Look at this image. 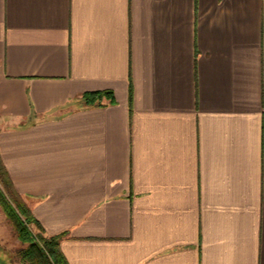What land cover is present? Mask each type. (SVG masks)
<instances>
[{
    "label": "crops",
    "instance_id": "1",
    "mask_svg": "<svg viewBox=\"0 0 264 264\" xmlns=\"http://www.w3.org/2000/svg\"><path fill=\"white\" fill-rule=\"evenodd\" d=\"M0 158L68 264H264V0H0Z\"/></svg>",
    "mask_w": 264,
    "mask_h": 264
},
{
    "label": "trees",
    "instance_id": "2",
    "mask_svg": "<svg viewBox=\"0 0 264 264\" xmlns=\"http://www.w3.org/2000/svg\"><path fill=\"white\" fill-rule=\"evenodd\" d=\"M103 97L112 101L110 91L86 92L82 95L85 105H101ZM0 183L5 189V196L0 192V206L12 222L18 237L26 246L18 253L27 264H68L60 249V240L65 233L46 235L40 223L33 216L22 197L13 189L11 181L0 158ZM21 215L23 220L20 219ZM33 224L38 233L33 234L27 224Z\"/></svg>",
    "mask_w": 264,
    "mask_h": 264
},
{
    "label": "rangeland",
    "instance_id": "3",
    "mask_svg": "<svg viewBox=\"0 0 264 264\" xmlns=\"http://www.w3.org/2000/svg\"><path fill=\"white\" fill-rule=\"evenodd\" d=\"M0 192L5 196V189L0 183ZM20 219L23 220L21 215ZM28 229L37 234V228L33 224H27ZM12 222L7 218L5 212L0 206V264H27L22 261L18 251L25 247Z\"/></svg>",
    "mask_w": 264,
    "mask_h": 264
}]
</instances>
